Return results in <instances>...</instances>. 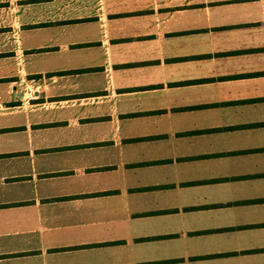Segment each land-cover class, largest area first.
I'll use <instances>...</instances> for the list:
<instances>
[{
	"label": "crops",
	"instance_id": "0c3cea01",
	"mask_svg": "<svg viewBox=\"0 0 264 264\" xmlns=\"http://www.w3.org/2000/svg\"><path fill=\"white\" fill-rule=\"evenodd\" d=\"M0 264H264V0H0Z\"/></svg>",
	"mask_w": 264,
	"mask_h": 264
}]
</instances>
